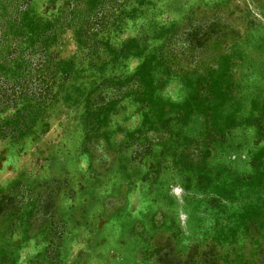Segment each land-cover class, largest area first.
Masks as SVG:
<instances>
[{
	"label": "rangeland",
	"instance_id": "374dc122",
	"mask_svg": "<svg viewBox=\"0 0 264 264\" xmlns=\"http://www.w3.org/2000/svg\"><path fill=\"white\" fill-rule=\"evenodd\" d=\"M0 264H264V0H0Z\"/></svg>",
	"mask_w": 264,
	"mask_h": 264
}]
</instances>
